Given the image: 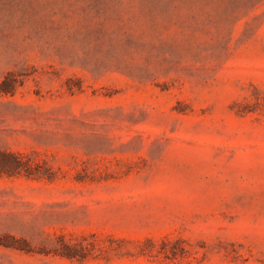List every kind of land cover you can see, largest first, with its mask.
Here are the masks:
<instances>
[{
  "label": "rangeland",
  "instance_id": "374dc122",
  "mask_svg": "<svg viewBox=\"0 0 264 264\" xmlns=\"http://www.w3.org/2000/svg\"><path fill=\"white\" fill-rule=\"evenodd\" d=\"M0 264H264V0H0Z\"/></svg>",
  "mask_w": 264,
  "mask_h": 264
},
{
  "label": "trees",
  "instance_id": "16d2710c",
  "mask_svg": "<svg viewBox=\"0 0 264 264\" xmlns=\"http://www.w3.org/2000/svg\"><path fill=\"white\" fill-rule=\"evenodd\" d=\"M30 165L27 164L23 156L18 153L0 152V175L13 176L21 174L23 171L29 172Z\"/></svg>",
  "mask_w": 264,
  "mask_h": 264
}]
</instances>
